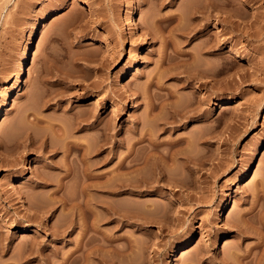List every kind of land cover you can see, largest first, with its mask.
<instances>
[{"label":"rangeland","instance_id":"rangeland-1","mask_svg":"<svg viewBox=\"0 0 264 264\" xmlns=\"http://www.w3.org/2000/svg\"><path fill=\"white\" fill-rule=\"evenodd\" d=\"M192 1L0 0V264H264V0H228L212 37L192 31ZM206 40L226 41L222 57L202 55ZM169 62L179 78L209 70L206 86ZM160 76L163 90L149 85ZM176 112L190 117L172 125ZM148 128L184 190L126 186L135 139L133 157L152 150L138 140ZM153 160L140 176L152 180Z\"/></svg>","mask_w":264,"mask_h":264},{"label":"bare ground","instance_id":"bare-ground-1","mask_svg":"<svg viewBox=\"0 0 264 264\" xmlns=\"http://www.w3.org/2000/svg\"><path fill=\"white\" fill-rule=\"evenodd\" d=\"M195 1V2H194ZM194 1H192V2H194V7H192L193 9H191V10H193V12H194V21H195V23L193 24L194 25V27H193V30L192 31H194V32H196V34H198V33H201V32H204V31H206L207 32V35L210 37H212V35L211 34H213V31L210 29V26H211V24H212V22H214V20H218V22H220L221 24H226V22H228L229 23V21L227 20V17H222V16H225V15H227V13H229L228 12V9H227V6H228V0H194ZM190 4V3H189ZM191 5V4H190ZM190 5H189V7H190ZM230 5V4H229ZM89 9V8H88ZM62 11V9H57V10H55L54 11V14L56 13H59V12H61ZM192 15V16H193ZM182 16V15H181ZM181 16H179V17H181ZM175 17H177V16H175ZM229 17V16H228ZM178 18V17H177ZM176 19V18H175ZM180 18H178V20H179ZM155 19H153V21H154ZM156 21V20H155ZM186 22V21H185ZM181 23V22H180ZM151 24V23H150ZM155 25V24H154ZM183 25V24H182ZM184 26V25H183ZM179 27H181V26H179ZM191 28V27H190ZM191 32V31H190ZM225 32V31H224ZM182 33H183V31H182ZM189 33V32H188ZM196 34H193L195 37H196ZM191 35V34H190ZM190 35H188V36H190ZM156 36V35H155ZM188 36H186V37H188ZM194 36H192V37H189L187 40H189V41H192L193 39V37ZM165 38V37H164ZM153 39H154V37H153ZM170 39V38H169ZM172 39V38H171ZM192 39V40H191ZM212 39V38H211ZM209 40H210V38H209ZM207 41L206 40V43L204 42V46H202L201 48V51L200 52H203L202 53V55H211V54H213L214 52L213 51H216V52H219V56L218 57H222L221 55L223 54V53H221L219 50H221L222 49V46H223V44L225 45L226 44V41H221V42H215L214 41V43L213 42H211V41ZM224 40V39H223ZM168 41V40H167ZM172 41V40H171ZM174 41V40H173ZM165 42V41H164ZM170 42V41H169ZM187 42V41H186ZM225 42V43H224ZM172 43V42H171ZM173 45H174V47L175 46H177V44L176 43H172ZM165 45H167V43H165ZM168 46V45H167ZM178 47V46H177ZM175 49H177L176 47H175ZM198 50H200V49H198ZM197 50V51H198ZM182 51V50H181ZM180 51V52H181ZM175 52V54L177 55V57L176 58H179V56L180 55H182V53L180 54V52L178 51V50H176V51H174ZM191 52V51H190ZM195 54V53H194ZM197 54V53H196ZM195 54V55H196ZM198 55V54H197ZM186 56V55H185ZM188 56H189V54H188ZM161 57H163L164 59H165V61H164V63L165 62H168V61H170L171 62V60H172V58H171V56H170V58H168V56L166 57V55H165V57H164V55H162ZM189 57H191V58H193V57H197V56H194L193 54L192 55H190ZM200 58V57H199ZM204 58V57H203ZM174 59V58H173ZM208 59V58H207ZM175 60V59H174ZM196 60H198V59H196ZM170 62H169V67H168V69L169 70H171V67H173L172 68V70L170 71L171 73H173L174 75L176 74V76H178L177 78L181 81V80H183L186 84H191L192 82H193V80L195 81V80H197L198 82H200L201 84H202V82H201V80H202V77H205V76H207V75H209V70H206V71H203L202 73H199L200 75H198V76H193V74L191 75V73L189 74H187L184 78H179V75H180V73H185V71H179V70H181V66L183 67V65H180V64H177V67L176 66H171V64H170ZM203 62V61H202ZM204 63H205V61H204ZM203 63V64H204ZM207 63V62H206ZM194 64V63H193ZM202 64V63H201ZM167 65V64H166ZM176 65V64H175ZM199 65V64H198ZM206 65V64H205ZM193 66V65H192ZM187 67V66H186ZM201 68V67H200ZM166 69V68H165ZM168 70V71H169ZM187 70V69H186ZM201 70V69H200ZM195 71V70H194ZM213 71V70H212ZM225 73V69L224 68H219V69H217V71H216V75L217 76H222L223 74ZM161 75V74H160ZM211 75V74H210ZM163 76V75H162ZM162 76H160V78H153V79H151L150 80V84L149 85H153V87L155 86V87H157V89L159 88L160 90H163V87H164V84L162 83ZM225 77V76H224ZM207 78H208V76H207ZM212 78V77H211ZM223 80V79H222ZM182 81V82H183ZM18 83H17V85H18V87H20L23 83H24V80L22 79V76L18 79V81H17ZM204 82V81H203ZM220 82H221V80H220ZM211 83V82H210ZM223 84H224V82H222ZM226 83V82H225ZM229 84H230V82H229ZM202 85H204V86H206V83H203ZM163 86V87H162ZM184 86H185V84H184ZM226 86V85H225ZM150 87V86H149ZM152 88V87H151ZM144 90H146L145 88H144ZM148 90V89H147ZM225 90H226V88H225ZM148 91H146V93H147ZM170 92V91H169ZM143 93V92H142ZM150 93V92H149ZM148 93V94H149ZM159 94V93H158ZM144 95V94H143ZM146 96V95H145ZM157 96V95H156ZM156 96H154V95H148V97H149V99H150V101H156V99H159V98H157ZM167 96V95H166ZM169 96L171 97L172 96V93H169ZM158 97H159V95H158ZM160 98H162V97H160ZM169 98V97H168ZM173 98V97H172ZM175 99V98H174ZM143 100H145V98L143 97ZM162 100V99H161ZM158 101V100H157ZM156 101V102H157ZM166 101V100H165ZM164 101V102H165ZM170 101V100H169ZM156 102H153L152 104H150L151 105V107H152V105L154 106V107H152L154 110H155V105H154V103H156ZM206 102V101H205ZM162 103H163V101H162ZM158 104V103H157ZM166 104V103H165ZM176 104V103H175ZM164 105V104H163ZM197 105V104H196ZM201 103L199 102V104H198V106L197 107H195L194 108V110L192 111V110H190L189 112L191 113L190 114V116H194V117H199V116H201L202 114H203V107H201ZM160 106V105H159ZM162 106V105H161ZM161 108V107H160ZM172 108V107H171ZM175 107H173L172 109H174ZM189 108V107H188ZM192 108V107H191ZM157 109V108H156ZM180 109V108H179ZM173 111V110H172ZM177 111H178V109H177ZM187 111H188V109H187ZM174 112V111H173ZM174 114V113H173ZM193 114V115H192ZM172 115V114H171ZM168 116V115H167ZM173 117V120H172V122L170 123V124H172V123H174V124H176V122L178 123H180V122H182V120L184 121L186 118L188 119L190 116L186 113H184V114H181V113H178V112H176L174 115H172ZM94 117H96L95 119L97 120V116H94ZM191 117V118H192ZM193 117V118H194ZM206 117V116H205ZM158 119V118H157ZM186 119V120H187ZM205 119V118H204ZM169 120V119H168ZM181 120V121H180ZM95 121V120H94ZM194 121H196V120H194ZM205 121H206V119H205ZM168 122V121H167ZM187 122V121H186ZM174 124H172V125H174ZM35 125H36V123H35ZM145 126H147V125H145ZM166 127V126H165ZM177 127V126H176ZM136 128H137V126H136ZM175 128V127H174ZM178 128V127H177ZM59 129V128H58ZM149 129V128H148ZM147 129V130H148ZM153 129H155V128H153ZM96 130V129H95ZM110 130V129H109ZM160 130V129H159ZM161 130H164V131H166L167 130V128H164L163 127V129H161ZM60 131H61V129H60ZM156 130H152V129H149V131H147V135L149 136V139H147L146 137V133H145V136L143 137V138H140V139H138L139 140V143L140 142H144V141H149V145H150V148L152 147V150L148 153V155H146V156H144V158H141L140 156H135L136 155V153H135V155H134V157H133V155L132 154H134V149L135 148H137V147H133L135 144L137 145L138 143V141H137V139H135L134 141L136 142H134V144L133 145H131L132 147H131V149L130 150H128V151H130V155H128V156H131L132 157V160H130L131 162V167H133L132 169V173L134 174V173H136L135 175L136 176H134V178L131 180V182L128 184V181H127V187L129 188V191H132L133 193H135V192H140V194H143V192L140 190L141 188H146L147 187V190L149 189V188H151V189H155V190H157V191H159V189H161V187L160 186H158L161 182H164V183H166V184H168V185H171V184H173V185H175V187L177 186V187H179L180 188V190H184V187H186V182L185 183H183L184 182V179H185V176H184V178L182 177H180L179 179L181 180H177L176 178H174V176H173V174L170 176H166L167 174H166V172H169L168 170L166 171V169L168 168V167H170L171 168V166H168V165H166L165 167L161 164V162H156V159L158 160V158L159 157H157L156 155L159 153V149H160V147H161V144L162 143H160L158 140V138H156V133L158 132V130H157V132H155ZM58 131H56V133H57ZM65 133V132H64ZM143 134V133H142ZM141 134V135H142ZM105 141H104V143L102 144V143H100V146L98 145V147H99V151H102V152H105L107 149H105V147L106 146H108V144L110 143L111 144V142H112V137H113V135L112 134H110V132L109 133H106L105 132ZM144 135V134H143ZM112 136V137H111ZM63 137V136H62ZM66 137V136H65ZM142 137V136H141ZM158 137V136H157ZM156 138V139H155ZM190 137H188L187 139H189ZM204 138V137H203ZM202 138V139H203ZM208 138V137H207ZM64 139V138H63ZM186 139V140H187ZM206 140V139H205ZM69 141H70V139H69ZM185 141V140H184ZM188 141V140H187ZM79 142V141H78ZM162 142V141H161ZM180 142V141H179ZM178 142V143H179ZM209 142V141H208ZM132 143V142H131ZM190 143V142H189ZM207 143V142H206ZM177 144V143H176ZM68 145H69V148H71L72 146L73 147H77V149H80L81 151H83L84 152V154H83V156L84 157H87L88 158V156L93 152H90L91 150H89V148L87 147H85L83 144H80V143H68ZM172 145V144H171ZM175 145V144H174ZM173 145V146H174ZM178 145V144H177ZM177 145H175V146H177ZM188 145V144H187ZM107 148V147H106ZM175 148V147H174ZM188 149V148H187ZM97 150V149H96ZM97 150V151H98ZM136 150V149H135ZM186 150V149H185ZM174 151H176V149L174 150ZM179 151H176V152H174V154H172L171 156V159H172V161H173V158L175 157V154H176V156H177V153H178ZM187 152V151H186ZM184 153V152H183ZM96 154V153H95ZM160 154V153H159ZM170 154V153H169ZM181 154V153H180ZM185 154V153H184ZM93 155V154H92ZM183 155V154H182ZM143 156V155H142ZM160 156V155H159ZM181 156V155H180ZM184 156V155H183ZM146 157V158H145ZM185 158H183V160H185L184 161V163L186 162L187 164H188V167H190V164L191 165H193V166H196L197 164H198V161L196 160V157H194V156H192L193 158H191L190 157V153H189V156L187 155L186 156V154H185V156H184ZM161 158V157H160ZM177 158V157H176ZM176 158H174V160L176 159ZM84 159V158H83ZM104 159H106V158H104ZM154 159V160H153ZM126 160V159H125ZM150 160L152 161L153 160V162H154V165H155V170H156V175H154V177L153 178H151L152 180H148V179H150V178H148L147 179V177L146 176H140V174L142 175V173H140V172H142V170H143V168H144V165L145 166H147L149 163H150ZM166 160V159H165ZM165 160H164V162H165ZM168 160H170V159H168ZM177 160V159H176ZM204 160V159H203ZM202 161V160H201ZM92 162V161H91ZM90 162V163H91ZM97 162V161H96ZM126 162V161H125ZM153 162H152V164H153ZM163 162V163H164ZM195 162H197V163H195ZM13 163V162H12ZM12 163H10V164H12ZM87 163V161L85 160V165H86V169L84 170V172H85V176H86V180L87 179H89L90 178V171H89V169L87 168V167H90V166H88V164H86ZM160 163V164H159ZM174 163V162H173ZM185 163V164H186ZM8 164V163H7ZM9 164V165H10ZM187 164H186V166H187ZM8 165V166H9ZM129 165V164H128ZM141 166L140 168L138 167V166ZM143 165V166H142ZM174 165V164H173ZM168 166V167H167ZM193 166H191L189 169L190 170H192V169H194V167ZM198 166H199V164H198ZM84 167V166H83ZM92 167V166H91ZM131 167L129 166V168L131 169ZM143 167V168H142ZM193 167V168H192ZM68 168V167H67ZM122 168V167H121ZM120 168V169H121ZM146 168V167H145ZM169 168V169H170ZM65 169V168H64ZM69 169V168H68ZM90 169H92V168H90ZM173 169V168H172ZM172 169H170V170H172ZM195 170H196V168H195ZM145 171V170H144ZM177 171V170H176ZM193 171V170H192ZM130 172V171H129ZM173 172H175V171H173ZM131 173V174H132ZM171 173V172H170ZM84 174V173H83ZM120 175H121V173H120ZM144 175H146V174H144ZM175 175H176V173H175ZM122 176V175H121ZM140 176V177H139ZM92 177V176H91ZM136 177V178H135ZM140 179H139V178ZM179 177V176H178ZM120 178H122V177H120ZM137 178L139 179V181L137 180ZM187 178V177H186ZM130 179V178H129ZM135 179V180H134ZM90 180V179H89ZM84 181V180H83ZM183 181V182H182ZM123 182H125V181H123ZM188 182V181H187ZM85 183V182H84ZM111 184V183H110ZM113 184V183H112ZM118 184V183H117ZM94 185V184H93ZM92 185V186H93ZM119 185V184H118ZM125 185V184H124ZM91 186V187H92ZM95 186H97V185H95ZM102 186V185H101ZM189 186V185H188ZM187 186V187H188ZM106 187V186H105ZM59 188V187H58ZM100 188H102V187H98L97 186V189L99 190ZM106 190V189H105ZM110 191H111V189H110ZM114 193V192H113ZM136 194H139V193H136ZM264 194V193H263ZM262 195V194H261ZM259 196V195H258ZM87 197V196H86ZM191 197V196H190ZM88 207V206H87ZM93 207V206H92ZM254 207V206H253ZM264 209V208H263ZM253 210H255V209H253ZM252 212V210H250V213ZM249 213V214H250ZM261 213H262V211H261ZM249 214H247V215H249ZM112 215V214H111ZM246 215V216H247ZM260 215V214H259ZM258 215V216H259ZM257 216V215H256ZM262 216L264 217V213L262 214ZM107 218V217H106ZM255 218V217H254ZM262 218V217H261ZM260 218V219H261ZM248 219V218H247ZM95 220H97V219H95ZM262 220H263V218H262ZM237 221V220H236ZM245 221V220H244ZM247 221V220H246ZM250 221V220H249ZM252 221V220H251ZM253 221H254V219H253ZM252 221V222H253ZM264 222V221H263ZM97 223V222H96ZM237 223H239V222H237ZM241 223V222H240ZM237 224V225H234V229H236L237 230V235L239 234V235H244V237H245V235L247 234V235H250V233L248 232V228H247V231H246V229H245V227H244V223H242V224ZM249 223V222H248ZM260 224H261V222H259ZM230 224H233V223H230ZM262 225V224H261ZM88 226V225H87ZM93 227H96L95 226V224L93 223V225H92ZM247 227V226H246ZM257 228V227H256ZM262 228H263V226H262ZM85 229V228H84ZM87 229V228H86ZM94 229V228H93ZM261 229V228H260ZM254 231H256L255 229H253ZM252 230V231H253ZM25 231H27V229H25ZM24 231V232H25ZM251 231V230H250ZM259 231V230H258ZM260 231H262V230H260ZM248 232V233H247ZM254 233V232H253ZM257 234V233H256ZM258 234H260V233H258ZM246 235V236H247ZM241 236V237H242ZM251 236V235H250ZM261 236H263V235H261ZM264 238V237H263ZM264 240V239H263ZM109 241V240H108ZM111 241V240H110ZM192 241L189 239V241L187 242V244H184V246H187V245H190V243H191ZM263 242V241H262ZM261 242V243H262ZM264 243V242H263ZM83 246V245H82ZM80 248V250H81V245L79 244V246H78V249ZM95 250V249H94ZM264 251V250H263ZM262 251V252H263ZM235 252H237V251H235ZM234 252V253H235ZM245 253V252H244ZM261 253V252H260ZM229 254V253H228ZM235 255V254H234ZM238 256V258L240 257V259H241V257L243 256H240L239 254H237ZM227 256V255H226ZM230 257H232V256H230ZM236 257V258H237ZM264 257V256H263ZM225 258V257H224ZM237 258V260L239 261L240 259H238ZM246 258V257H245ZM233 259H234V257H233ZM243 259V258H242ZM262 259V258H261ZM232 260V259H231ZM254 260V259H253ZM222 261H223V264H225L224 263V260H223V258H222ZM227 260L225 259V262H226ZM236 261V260H235ZM241 262H242V260H241ZM258 262V261H257ZM222 263V262H221ZM231 263V262H230ZM238 263V262H237ZM256 263V262H255Z\"/></svg>","mask_w":264,"mask_h":264}]
</instances>
